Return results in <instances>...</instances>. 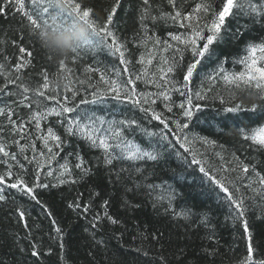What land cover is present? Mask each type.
Wrapping results in <instances>:
<instances>
[{
	"label": "trees",
	"instance_id": "trees-1",
	"mask_svg": "<svg viewBox=\"0 0 264 264\" xmlns=\"http://www.w3.org/2000/svg\"><path fill=\"white\" fill-rule=\"evenodd\" d=\"M82 7L92 9V16L98 23H104L108 9L115 3V0H76ZM199 0H186L185 7L194 5ZM142 0H121V8L117 9L114 23L111 26L116 33L119 41L126 43L128 52L126 58L133 61L129 65L135 75L137 72L147 71L148 76L137 81L138 90L145 92H157L154 84L146 81L155 80L159 82V76L166 70L167 65L163 63L166 57L171 56L173 49L184 48L182 42L172 41L169 33L188 34V29L180 27V22L173 23L159 21L153 23L147 20L148 36L150 39L140 40L136 34L141 33L136 5ZM153 6H160L164 11H171L167 0H151ZM218 5L219 0H215ZM15 0H10L9 7L0 11V88L11 89L13 92L20 91V85L27 84L35 89L41 86V90L47 96L71 97L73 90H78L79 94L75 97L78 102L81 98L91 100L93 91L107 92L108 85L101 81L100 76L104 74L106 78H115L113 69L120 70L121 79L127 76L123 72L124 65L119 63V57L112 55L108 48L99 47L96 49H85L80 53L78 59L71 57L65 59L63 67L60 61L49 59V56L41 49L35 40L30 22L25 14L17 10L12 5ZM27 10H32L35 5L33 0H25ZM0 7H3L0 5ZM192 11V8H189ZM155 15V12L152 13ZM193 16L192 21H183L185 25L189 23L200 28L205 36L210 33L204 27L211 24L212 14L204 13ZM231 19V17H229ZM243 19L239 23H243ZM237 21L232 20L230 26L226 21V26L222 29L223 39L215 41L211 46L213 55H206L202 60V69L199 76H194L187 88L193 92L199 91L206 98L195 100L194 104L201 105L200 110H194V116L190 124L194 125L193 131L197 132L214 141L211 144L197 142L190 145L197 153V158L201 159L205 169H211L213 175L219 173L222 176L233 178L236 183H240L238 178H245V185L252 182L251 188L243 189L247 201L248 211V231H245L243 221L234 219L228 204L220 199L222 193L215 186H210L208 180L203 177L196 165L189 166L188 162L177 155L172 149L164 153L157 170L156 177L152 178L155 183L172 184L182 190L183 198L193 210L190 221L173 219L164 214L163 208L159 209V214L153 208V198L144 195H133L131 192H124V184L129 180L116 182L115 172L109 173L101 163L100 171L95 173L97 167L95 163L99 152H83L85 159L91 163L94 170L93 175L86 181L71 184L65 183L57 187H50L42 190V199L51 209L53 216L64 230L63 243L65 247L61 249L58 243L49 239L52 232V224L49 217L41 212L38 206L33 207L29 201L25 208L31 212L27 223L31 229V239L37 243L43 241L40 249L47 253L51 247V255L42 257L31 256V245L27 238V231L22 223L18 222L17 216L11 210V205L0 204V264H240L247 256L249 245V235L253 237L252 245L257 249L253 254L254 259L264 258V196L257 194V191L264 188L258 183V177L254 176L251 165L256 166L260 171L264 168V153L256 151V146L251 145V140H245V135H251L260 127H264V111L259 107L264 105V100L257 99L259 89L256 84H264V80L257 77L245 83V80H226L223 75L217 74V61H225L226 72L224 75L229 77L246 71L237 60L243 59L248 53L245 45L239 40L232 38V33L236 29ZM260 29L257 27L253 36H259ZM167 41L172 45L168 51H164L165 45H156L155 39ZM190 38V37H189ZM135 41V42H133ZM203 44L204 41H200ZM23 47L26 51L20 52ZM28 51L33 55L28 56ZM145 58V64L136 63L140 56ZM184 55V63L192 59L191 49L189 48ZM259 58V53L256 54ZM151 59L152 63L147 64ZM17 65H20L17 69ZM259 66V64H258ZM200 67V66H198ZM47 74L48 89H43L45 83L44 76ZM183 73H178L177 78L182 79ZM19 79H16V77ZM32 95V93H29ZM224 103L221 104L220 100ZM12 99L7 94H0V100H7L18 114H27L29 109L17 107L12 103ZM172 101L179 105L186 103L185 97L178 93H172ZM240 104L241 111L228 113L224 109L231 104ZM48 106H55V100H45ZM256 104V115L253 120H248L244 116L245 110H250ZM115 106L114 114L119 118L122 115L136 116L144 118L143 113L135 112L128 103H120L106 99V107L112 109ZM0 107H4L0 103ZM82 107H97L96 105H85ZM157 111L166 112L163 103L158 100ZM122 110V111H121ZM179 108H174L178 112ZM170 117L173 114L167 113ZM231 118H240V122L234 123ZM19 119V115L13 117ZM54 120L55 118H50ZM224 121L226 126L218 123ZM47 121L42 123V127ZM149 128L159 130L162 125L158 121H151L147 125ZM32 134H37L32 127ZM19 140L20 144H28L29 139H21L17 130L7 122L5 117L0 116V144L7 150L19 153V146L14 141ZM37 148L42 147L40 140L35 141ZM70 149H66L69 151ZM183 152V149L180 150ZM2 155V154H0ZM31 157V152H28ZM188 159H191L189 154ZM65 153L61 152L57 161H53L55 175L58 176L60 169L58 164L64 163ZM39 159V156H37ZM7 159V158H5ZM21 161L28 169H33V165L28 161ZM11 166L12 162H8ZM75 158H69V167L72 177L79 180L82 175L79 169L75 168ZM248 164V173L243 172L241 165ZM119 166L117 165V170ZM17 172V168H12ZM5 165L0 163V175H3ZM22 174V173H18ZM33 173L30 171L27 179L31 182ZM67 175V174H66ZM122 177H129V173H122ZM264 175V171H261ZM131 178H134V174ZM50 184L57 183L53 177L45 178ZM15 192V190H10ZM100 192L96 197L94 192ZM82 194V203L87 204L91 198L92 208L86 214L77 212L67 207L68 203ZM110 199L108 211L120 220L117 225L105 222L97 229L91 228L93 215L102 212L100 204L103 200ZM124 200H129L132 205L139 204L140 207L125 205ZM179 211V210H178ZM207 213L211 223L209 227H204L197 219L203 213ZM195 220V223H192ZM94 233V236H93ZM143 233V235L141 234ZM209 234L212 238L209 239ZM147 236V239L144 238ZM25 249L21 251V249Z\"/></svg>",
	"mask_w": 264,
	"mask_h": 264
},
{
	"label": "snow or ice",
	"instance_id": "snow-or-ice-1",
	"mask_svg": "<svg viewBox=\"0 0 264 264\" xmlns=\"http://www.w3.org/2000/svg\"><path fill=\"white\" fill-rule=\"evenodd\" d=\"M10 0H0V11L9 7ZM37 5L32 10H27L25 0H15L13 7L18 11L23 12L30 22V27L33 30H39L42 26L52 25L53 30L60 28L67 30L70 25L75 22L86 24L94 36L92 41L87 42V49L92 50L99 47H106L112 55L119 57V63L124 65L123 72L127 76L121 79V71L113 69L115 78H106L101 74L100 79L108 85L107 92L93 91L92 99L81 98L78 102L75 97L79 94L78 90L72 91L71 97L47 96L41 90V86L35 89L24 84L18 86L20 91L13 92L11 89L0 88V94H7L12 99V103L17 107H26L29 109L27 114H18L16 110L8 104L7 100H0L4 107H0V116L5 117L7 122L17 130V134L21 139H29L28 144H20L19 140L14 141L19 146V153L11 152L6 147L0 144V163L5 165L3 175H0V204L5 206L11 205V210L17 216L18 222L22 223L27 231V238L31 245L32 257H42L43 255H51V247L47 253H43L40 249L43 246L41 239L37 243L31 239V229L28 226L27 220L31 216V212L26 210L25 205L31 201L32 206H38L42 213L50 218L52 224V232L55 235L49 234V239L58 243V246L63 249L64 230L53 216L49 206L43 201L42 190H47L50 187H57L65 183L76 184L86 181L87 178L100 171L101 163L109 173L115 172L116 182L129 180L124 184V192H131L133 195H144L148 198H153V208L159 214V209L163 208L165 215L173 219H182L190 221L193 216V210L183 198L182 190L178 187H173L172 184L161 182L155 183L152 178L156 177V170L164 158V153L172 149L177 155L185 159L189 166L196 165L199 171L206 178L210 186H215L222 193L220 199L228 204L233 218L243 221L245 231H248L247 220V201L243 189L251 188L252 182L245 185V178L240 177V183H236L233 178L222 176L217 173L213 175L211 169H205L201 159L197 158V153L190 145L200 142L202 144H211L207 137L194 132V125L190 124L194 116V110L198 111L201 105L194 104L195 100L205 99L201 92H193L187 88L194 76H199L202 69V60L206 55H213L211 46L215 41L223 39L221 36L222 29L231 25L232 20L237 21L236 29L232 33V38L239 40L245 45V50L248 53L243 59L237 60V63L244 65L246 71L239 73V76L233 74L229 77L224 75L226 72L225 61L218 60L215 71L219 75H223L226 80H245V83L256 79L264 80V0H219V4L215 0H199L194 7L188 5L185 7L186 0H167V4L171 11H164L160 6H153L151 0H142V3L136 5L139 22L141 24V33L136 34L140 40L150 39L148 36L147 20H152L153 23L169 20L173 23L180 22V27L188 29V34H173L169 33L172 41L182 42L184 48L176 47L173 49L171 56L166 57L163 63L167 65L166 70L161 69L163 73L159 76V82L155 80L146 81V83L154 84L157 92H145L138 90L137 81L148 76L147 71L137 72L135 75L129 68L133 63L132 60L126 58L128 47L126 43L118 40L116 33L112 30L114 17L117 9L121 8V0H115V3L108 9L106 20L104 23H98L92 16L91 8H83L82 4L76 0H33ZM192 8V11H189ZM155 12V15L152 13ZM211 13L212 19L210 26L205 24L204 27L210 33L205 36L200 28L189 23L185 25L183 21H192L193 16L198 14ZM231 17V19H229ZM243 19V23L239 20ZM260 29L259 36H253L252 32L256 28ZM190 37V38H189ZM200 41H204L200 44ZM135 42V41H133ZM156 45H165L164 51L172 48V45L167 41H162L157 38L154 40ZM191 49L192 59L184 63V55L188 49ZM26 50L21 47L20 52ZM82 51L76 50L70 56L73 59H78ZM259 53V58H257ZM28 56L33 55L32 51H28ZM49 59H52L49 56ZM141 65L145 64V58L140 56L136 61ZM152 60L148 59L147 64H151ZM65 59L60 61V66L63 67ZM259 64V66H258ZM200 66V67H198ZM20 65H17L19 69ZM178 73H183L182 79L177 78ZM16 79H19L17 76ZM45 83L43 89H48L47 74L44 76ZM256 88L259 89L257 99L264 100V84L257 83ZM32 93V95H29ZM172 93H178L185 97L186 103L176 105L172 101ZM128 103L132 106L131 110L143 113L144 118L140 119L136 116L122 115L119 118L114 114L115 106L112 109L106 107V99ZM45 100H55V106H48L44 103ZM160 100L166 112L157 111V101ZM220 103L224 101L221 98ZM231 104V102H230ZM85 105H96L97 107H82ZM179 108L178 112H174V108ZM264 111V105L259 106ZM257 105L253 104L250 110L244 111V116L248 120H253L256 115ZM228 113L241 111L240 104H231L224 109ZM122 111V110H121ZM167 113H172L168 116ZM19 119H13L18 116ZM55 118L54 120L50 118ZM264 119V117H260ZM230 119H233L230 117ZM158 121L163 127L158 131L154 128H149L147 125L151 121ZM47 121V124L42 127V123ZM234 123H239L240 118L233 119ZM218 123L226 126L224 121ZM32 127L36 129L37 134H32ZM245 140H251L250 147L255 145L256 151L264 153V127H260L251 135H245ZM36 140L42 142V147L37 148ZM66 149H70L66 151ZM183 149V152L180 150ZM87 150L88 153L94 151L99 152L96 156L95 163L97 165L94 170L91 163L87 161L82 154ZM31 152L29 157L28 152ZM61 152L65 153L64 163L58 164L60 172L55 175L53 161H57V157ZM191 159H188V155ZM39 156V159L37 158ZM28 161L34 167L28 169L21 161ZM75 158V168L82 173L79 180L71 175L69 167V158ZM7 158V159H5ZM12 162L11 166L8 162ZM117 165L119 166L117 170ZM17 168V172H13L12 168ZM243 172L248 173L249 165H241ZM255 177H258V183L264 185V175L261 171L256 170V166L251 165ZM32 172L31 182L27 179L29 172ZM22 173V174H18ZM122 173H129V177H122ZM67 174V175H66ZM134 174V178H131ZM53 177L57 183L50 184L45 178ZM10 190H15L12 192ZM257 194L264 196V188L257 191ZM96 197L101 195L100 192H94ZM82 194L78 193L77 197L68 203L67 207L77 214H86L92 208L91 198L87 204L82 202ZM125 205L132 207H140L139 204L132 205L129 200H124ZM110 199H105L100 204L102 212H97L93 215L91 223L92 229H97L105 220L112 225H117L120 220L114 217L108 209L110 208ZM179 210V211H178ZM197 219L204 227H209L211 221L207 213L198 216ZM195 223V220H192ZM143 235V233H141ZM94 236V233H93ZM147 239V236H144ZM209 239L212 235L209 234ZM253 237L249 235V245L247 256L240 264H264V258L254 259L253 254L257 249L252 245ZM25 249H21L24 251ZM167 264V261H164Z\"/></svg>",
	"mask_w": 264,
	"mask_h": 264
},
{
	"label": "clouds",
	"instance_id": "clouds-1",
	"mask_svg": "<svg viewBox=\"0 0 264 264\" xmlns=\"http://www.w3.org/2000/svg\"><path fill=\"white\" fill-rule=\"evenodd\" d=\"M32 34L45 54L55 61L69 58L76 50L84 51L87 42L94 39L89 27L80 22L73 23L67 30H53L52 25H45Z\"/></svg>",
	"mask_w": 264,
	"mask_h": 264
}]
</instances>
